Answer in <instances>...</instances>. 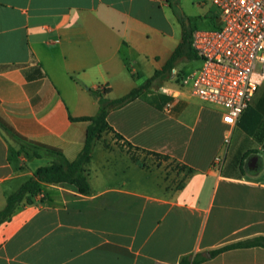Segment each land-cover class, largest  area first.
Segmentation results:
<instances>
[{
  "label": "crops",
  "instance_id": "1",
  "mask_svg": "<svg viewBox=\"0 0 264 264\" xmlns=\"http://www.w3.org/2000/svg\"><path fill=\"white\" fill-rule=\"evenodd\" d=\"M208 1L0 0V116L72 160L87 121L70 117L96 112L94 90L107 86L115 98L151 76L181 41L177 14L193 31L212 17ZM160 91L171 97L160 109L137 98L106 120L133 149L176 159L188 174L142 165L103 132L86 164V193L39 182L0 222V264H184L264 235V81L233 126L174 76ZM18 149L0 129V210L51 161ZM196 264H264V247L231 248Z\"/></svg>",
  "mask_w": 264,
  "mask_h": 264
},
{
  "label": "built area",
  "instance_id": "2",
  "mask_svg": "<svg viewBox=\"0 0 264 264\" xmlns=\"http://www.w3.org/2000/svg\"><path fill=\"white\" fill-rule=\"evenodd\" d=\"M209 1L219 13V23L192 31L191 46L200 65L183 82L233 126L264 81V0ZM222 163L223 155L216 154L212 166L219 170Z\"/></svg>",
  "mask_w": 264,
  "mask_h": 264
},
{
  "label": "trees",
  "instance_id": "3",
  "mask_svg": "<svg viewBox=\"0 0 264 264\" xmlns=\"http://www.w3.org/2000/svg\"><path fill=\"white\" fill-rule=\"evenodd\" d=\"M177 17L182 28L181 41L159 69L154 70L152 75L146 78L142 83L131 88L128 92L119 97H108L107 93L110 89L107 86L94 90L93 93L98 103L96 112L89 116L70 117L72 120L87 121L83 145L72 160L67 159L58 147L38 142L22 135L0 116V129L18 142L21 148L30 152L33 157H48L51 159L50 163L36 167L32 174L25 179L16 190L7 196L5 206L0 210V222L10 217L12 212L29 192H36L38 190L36 186L39 182H66L74 185L78 192L86 193L89 189L86 164L91 159L96 141L103 132L107 131H112L113 135L119 139L123 138L122 135L116 132L107 122L106 116L108 112L137 98L148 102L158 109L171 99L169 95L160 91V88L164 82L170 80L174 76L171 71L172 68L181 60H193L198 58L195 50L191 46V27L186 24L182 14H177ZM124 143H126L129 148H138L125 140ZM150 153L159 155L156 152ZM26 200H29V198H26ZM250 246L264 247V235L230 242L220 247L210 249L205 254H196L190 262L186 258H182V262L184 264H196L224 250Z\"/></svg>",
  "mask_w": 264,
  "mask_h": 264
},
{
  "label": "rangeland",
  "instance_id": "4",
  "mask_svg": "<svg viewBox=\"0 0 264 264\" xmlns=\"http://www.w3.org/2000/svg\"><path fill=\"white\" fill-rule=\"evenodd\" d=\"M210 7V11L212 13V17L210 19H204L196 24L198 28H209L213 27L215 24L219 23V13L217 12L216 7L208 1ZM200 65L199 59H193V62L191 63L190 68H178L174 73V77L177 78V80H182L189 75V73L193 70V68H197ZM139 81H143L142 79ZM115 142L118 144L124 145L125 148H127L128 151L132 154L134 159H137L135 154L142 156L143 161H139L142 165H156L161 166L164 170H166V174L171 175L174 174L175 176H186L189 172L188 168L180 163L176 159L168 158L165 156H158V155H152L147 152L141 151V150H135L133 148H129L122 140L112 135ZM27 151L20 147L16 152L19 153V151ZM12 155L15 153V150H12Z\"/></svg>",
  "mask_w": 264,
  "mask_h": 264
}]
</instances>
